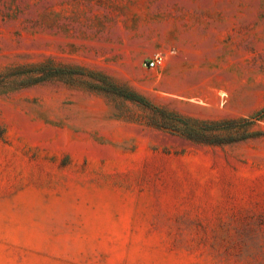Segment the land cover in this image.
Segmentation results:
<instances>
[{
    "label": "rangeland",
    "instance_id": "obj_1",
    "mask_svg": "<svg viewBox=\"0 0 264 264\" xmlns=\"http://www.w3.org/2000/svg\"><path fill=\"white\" fill-rule=\"evenodd\" d=\"M0 264H264V0H0Z\"/></svg>",
    "mask_w": 264,
    "mask_h": 264
},
{
    "label": "built area",
    "instance_id": "obj_2",
    "mask_svg": "<svg viewBox=\"0 0 264 264\" xmlns=\"http://www.w3.org/2000/svg\"><path fill=\"white\" fill-rule=\"evenodd\" d=\"M165 63V54L163 52H155L153 56L143 59L142 65L147 69L158 68Z\"/></svg>",
    "mask_w": 264,
    "mask_h": 264
},
{
    "label": "crops",
    "instance_id": "obj_3",
    "mask_svg": "<svg viewBox=\"0 0 264 264\" xmlns=\"http://www.w3.org/2000/svg\"><path fill=\"white\" fill-rule=\"evenodd\" d=\"M161 47H164V45H161ZM135 68H145L143 65H142V63H141V65L140 66H136ZM133 78H134V76H133Z\"/></svg>",
    "mask_w": 264,
    "mask_h": 264
}]
</instances>
